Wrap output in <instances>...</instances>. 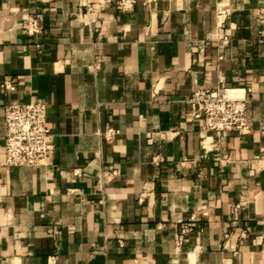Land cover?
Segmentation results:
<instances>
[{"label": "crops", "instance_id": "crops-1", "mask_svg": "<svg viewBox=\"0 0 264 264\" xmlns=\"http://www.w3.org/2000/svg\"><path fill=\"white\" fill-rule=\"evenodd\" d=\"M4 80L0 162L15 103L45 104L53 150L0 166V264H264V0H0ZM217 85L247 100L248 131L190 118Z\"/></svg>", "mask_w": 264, "mask_h": 264}, {"label": "built area", "instance_id": "built-area-1", "mask_svg": "<svg viewBox=\"0 0 264 264\" xmlns=\"http://www.w3.org/2000/svg\"><path fill=\"white\" fill-rule=\"evenodd\" d=\"M109 2L110 0H103ZM121 11H129L134 0H117ZM98 9L86 7L85 15L92 19ZM27 37H33L41 32L39 20L27 17L23 26ZM0 88L13 91L12 81L4 80ZM188 114L190 118L200 123L206 132L219 135L224 132H246L247 100L243 97H233L229 89L222 85L215 87H199L193 90L188 98ZM3 154L0 166L3 168H37L46 165L49 153L53 150L52 133L46 123V107L42 102L15 103L7 105L3 111ZM113 131L108 129L104 133L106 139ZM157 133H152L150 142ZM74 169L73 174L78 175ZM142 198L138 199L141 203ZM234 208H238L235 205ZM206 216L203 208L195 210L189 217V222L182 225L178 242L190 232H201L199 221ZM161 226L157 225V229ZM139 261L136 260L135 263Z\"/></svg>", "mask_w": 264, "mask_h": 264}]
</instances>
